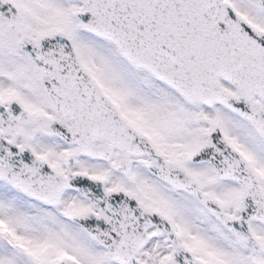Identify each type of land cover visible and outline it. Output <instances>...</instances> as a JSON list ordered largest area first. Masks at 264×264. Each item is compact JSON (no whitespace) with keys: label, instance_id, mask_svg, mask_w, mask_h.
<instances>
[{"label":"snow or ice","instance_id":"6c2138e0","mask_svg":"<svg viewBox=\"0 0 264 264\" xmlns=\"http://www.w3.org/2000/svg\"><path fill=\"white\" fill-rule=\"evenodd\" d=\"M0 264H264V0H0Z\"/></svg>","mask_w":264,"mask_h":264}]
</instances>
